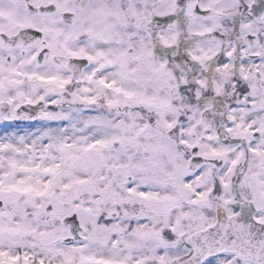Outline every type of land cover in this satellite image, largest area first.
Here are the masks:
<instances>
[{
  "label": "snow or ice",
  "instance_id": "1",
  "mask_svg": "<svg viewBox=\"0 0 264 264\" xmlns=\"http://www.w3.org/2000/svg\"><path fill=\"white\" fill-rule=\"evenodd\" d=\"M0 264H264V0H0Z\"/></svg>",
  "mask_w": 264,
  "mask_h": 264
}]
</instances>
